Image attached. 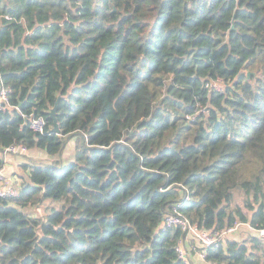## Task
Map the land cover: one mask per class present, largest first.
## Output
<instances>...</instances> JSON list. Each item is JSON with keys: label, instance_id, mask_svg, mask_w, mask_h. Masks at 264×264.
<instances>
[{"label": "trees", "instance_id": "16d2710c", "mask_svg": "<svg viewBox=\"0 0 264 264\" xmlns=\"http://www.w3.org/2000/svg\"><path fill=\"white\" fill-rule=\"evenodd\" d=\"M0 75V170L28 151L0 197V264H186L175 212L263 227L264 0H0ZM206 260L264 264V238Z\"/></svg>", "mask_w": 264, "mask_h": 264}, {"label": "built area", "instance_id": "2783aa9c", "mask_svg": "<svg viewBox=\"0 0 264 264\" xmlns=\"http://www.w3.org/2000/svg\"><path fill=\"white\" fill-rule=\"evenodd\" d=\"M11 108L10 89L5 85L0 75V112H6ZM30 128L35 133L43 134L46 131L47 121L42 116H32L29 121ZM27 149L22 145H13L6 149L5 154L12 156L27 154ZM19 195L17 183L4 170H0V197L13 198ZM163 228H180L184 237L179 240L177 252L179 258L189 264L188 252L196 253L208 264H215L206 260L208 251L225 243L227 240L238 235L242 229H248L257 237L264 238V225L262 228H253L249 223L237 221L233 226L218 229H199L186 219L181 213L175 212L166 215L163 220Z\"/></svg>", "mask_w": 264, "mask_h": 264}, {"label": "crops", "instance_id": "0c3cea01", "mask_svg": "<svg viewBox=\"0 0 264 264\" xmlns=\"http://www.w3.org/2000/svg\"><path fill=\"white\" fill-rule=\"evenodd\" d=\"M74 141L75 140H72L68 144V148L65 151L64 156H63V160H64L63 162L64 163H68V162L72 161V159H73V153L75 150ZM31 154H32L33 158H35L34 154H37V156L41 157L39 159H43V160H38L39 162L50 163L53 160V158L49 157L45 152H42L39 150L32 151ZM15 157H18V156L5 155V166H4L3 170L6 172L7 170L12 169L14 176H11V175L10 176L13 177V179L15 180V182L17 184H20V180H21L20 176L22 175L20 165L22 163H20V165H19V163L17 164L18 158H15ZM242 230L240 231V233L238 235L232 237L231 239H234L237 241H242L243 236L240 235L242 233ZM245 231L248 234H252L251 231H249L248 229H245ZM188 260H189V264H208V262L203 261L196 253H193L190 251L188 252Z\"/></svg>", "mask_w": 264, "mask_h": 264}, {"label": "rangeland", "instance_id": "374dc122", "mask_svg": "<svg viewBox=\"0 0 264 264\" xmlns=\"http://www.w3.org/2000/svg\"><path fill=\"white\" fill-rule=\"evenodd\" d=\"M30 154V153H29ZM35 156V158H33V159H35V160H43V159H39V158H41V157H39V156H37V154H34ZM13 156H18V157H15V158H18V160H17V164L19 163V165H20V163H23L24 162V158H23V155H13ZM44 158V157H43ZM7 172V174H9V175H11V176H14L13 175V170L12 169H10V170H7L6 171ZM10 176V177H11ZM17 186L19 187L20 186V184H17ZM240 235H242L243 237H242V240H244V239H247L248 238V236H249V234L245 231V229H243L242 230V233L240 234Z\"/></svg>", "mask_w": 264, "mask_h": 264}, {"label": "water", "instance_id": "95a60500", "mask_svg": "<svg viewBox=\"0 0 264 264\" xmlns=\"http://www.w3.org/2000/svg\"><path fill=\"white\" fill-rule=\"evenodd\" d=\"M234 28V26L232 27ZM253 74V73H249V76ZM51 118L53 119L54 121V128H53V131H56L59 133V127H58V123H57V118H56V107H54L51 111Z\"/></svg>", "mask_w": 264, "mask_h": 264}]
</instances>
